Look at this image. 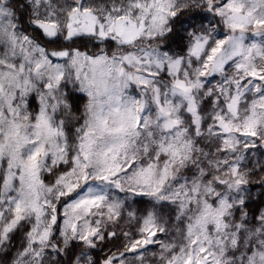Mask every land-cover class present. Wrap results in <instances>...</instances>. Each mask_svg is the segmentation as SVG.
<instances>
[{
	"label": "snow or ice",
	"instance_id": "6c2138e0",
	"mask_svg": "<svg viewBox=\"0 0 264 264\" xmlns=\"http://www.w3.org/2000/svg\"><path fill=\"white\" fill-rule=\"evenodd\" d=\"M0 264H264V0H0Z\"/></svg>",
	"mask_w": 264,
	"mask_h": 264
},
{
	"label": "clouds",
	"instance_id": "9594fccd",
	"mask_svg": "<svg viewBox=\"0 0 264 264\" xmlns=\"http://www.w3.org/2000/svg\"><path fill=\"white\" fill-rule=\"evenodd\" d=\"M121 2H123V0H121ZM137 47H139V45H137ZM133 50H135V49H133Z\"/></svg>",
	"mask_w": 264,
	"mask_h": 264
}]
</instances>
